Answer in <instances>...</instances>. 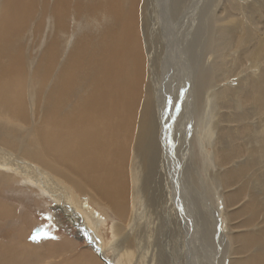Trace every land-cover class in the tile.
<instances>
[{
    "label": "bare ground",
    "instance_id": "bare-ground-1",
    "mask_svg": "<svg viewBox=\"0 0 264 264\" xmlns=\"http://www.w3.org/2000/svg\"><path fill=\"white\" fill-rule=\"evenodd\" d=\"M153 7L159 15H177L174 23L198 42L192 53L196 60L189 99L192 107L200 106L205 96L203 133L197 131V142L200 155H205L204 141L211 140L208 158L198 159L197 152L183 154L182 143L174 147H181L179 160L169 161L168 144L161 136L162 112H154L141 47V33L151 25L150 11L145 12V22L143 9ZM45 87L50 90L48 96H32ZM32 104L41 106L40 114L31 112ZM0 114L32 127L39 122L22 138L17 137V127L14 131L0 123V167L13 171L12 177L23 176L26 184L37 186L66 207L71 196H60L57 185L62 179L94 203L126 216L132 170L136 209L143 211L133 217L152 218L154 223L156 217L165 215L163 228L168 225L169 233L185 240L183 230L186 234L194 226L217 224V217L207 214L203 194L215 187L216 208L229 224L219 264H264V0H0ZM209 157L212 164L206 166ZM213 166L214 172L207 170ZM5 174L0 175V182L13 183L10 174ZM179 176L194 184L183 185ZM195 186L198 192L192 190ZM222 198L223 206L219 205ZM181 207L192 210L190 219ZM11 212L0 210L1 218L7 222ZM104 220L95 217L93 225L99 228ZM88 225L84 222L80 230L98 239L99 258L105 262L102 253L113 264L117 255L127 254L123 259L135 264L133 247L141 243L136 232L122 237V230H116L111 259L102 237ZM175 226L178 230L171 232ZM64 245L49 251L63 252ZM1 248L2 244L0 253ZM13 249L19 247L10 249L9 261L16 263L22 251ZM195 250L202 249L192 246L185 251L186 257L181 255L180 264H204L198 257L201 254L193 255ZM171 251H177L176 247ZM65 252L63 264L77 257ZM164 261L169 264L170 258Z\"/></svg>",
    "mask_w": 264,
    "mask_h": 264
},
{
    "label": "rangeland",
    "instance_id": "rangeland-1",
    "mask_svg": "<svg viewBox=\"0 0 264 264\" xmlns=\"http://www.w3.org/2000/svg\"><path fill=\"white\" fill-rule=\"evenodd\" d=\"M48 1L53 2V0H48ZM181 8H185V7H181ZM146 11H150L151 25L149 28H146L145 26L144 28L145 33H141L142 36L141 47L144 55L143 65L146 67L147 70L146 75H148L149 77L147 78V84L150 87V90H148V92L150 91L149 93H151L155 99L153 105V108L155 109L154 112L155 114L157 113V115L160 114V112H162V117H159V119L161 120V136L163 134L162 141L165 144H168V148H169L168 154L170 159L169 161L174 163L176 157L179 156L178 153L181 150L182 143L185 144V150L183 151V154L188 152L189 154L190 152L191 154L192 152L193 154H195L197 152L198 159H202L203 157L208 158V155H210L212 151V146L208 143L211 142V140L209 141L206 139L204 141V147H206L207 150V153L205 151V155L204 154L200 155L201 147L200 144L197 142L199 139V133H197V131L200 130L203 133V119H205L203 112L206 111L204 107V105H206V100L204 99L205 96H203L200 106L197 103L194 107H192L191 99H189L190 97H192L191 95L193 91L192 85L194 84L193 69L196 60L195 58H192V53L193 51L196 50L195 44L198 42H194L193 40H190V38H188L189 31L187 29L185 30V28H181L179 24L174 23L176 21L177 15H174V17L170 16L169 14L168 17L167 14L159 15V9L157 7H153L148 10L143 9L144 12L143 20L145 18V22H146V15H145ZM251 14H256V12H252V13L250 12V15ZM47 17L48 20L51 22V24H53L54 17L50 11H48ZM173 23L176 24V27ZM46 26H47L46 22H43L44 30L46 29ZM173 26L175 28H173ZM169 28H171V30ZM175 30L176 32H174ZM144 39L147 42L146 41L144 42ZM187 48H189V50ZM188 68H192V70L191 69L187 70ZM158 83H160V85ZM231 85H235V83H231ZM143 86L144 85H140V89L144 91L146 87L144 86L145 88L144 89ZM49 92L50 90L47 89V87H45L44 90L42 89L38 91L36 94L33 93L32 96H36L37 94L38 95L46 94V93H47L46 95L48 96ZM140 98L143 100L142 93L140 95ZM159 99L160 101H158ZM40 108L41 106L37 107L36 104H32L31 112L40 114ZM252 117L253 116L251 115V118ZM25 122H23L22 119L21 122H18L13 120L8 115L0 114V123L2 124L7 123L6 125H9L12 128L14 127L18 128V129L16 128L17 137L21 136L22 138L23 136H25L23 135L24 133H27L31 129H34L35 126L37 127L39 125V122H33L35 126L32 127L30 126L31 124L29 122L28 124L27 123L25 124ZM15 128L13 129L14 131H16ZM168 133H169V137H168ZM213 137H214L213 138V142H214L216 140V136ZM177 144L178 145L181 144V147L178 149L174 148L175 145ZM12 152L13 154H17L14 151H11V154ZM209 158L210 159L207 162L208 164L207 163L205 164L206 166L212 164L210 163L212 157ZM177 160H179L178 157ZM35 167L39 169V167L37 166ZM210 169L214 172L215 167L213 166L211 168H208L207 170ZM33 170L34 172L37 173V170L32 169L31 167V171ZM13 173H14L13 171H9V170L6 171V169L3 168L1 169L0 167V175L2 176V178L4 174L5 176L10 174V178L14 183V184L13 183L2 184L0 182L1 183L0 210L6 209L7 211H9V209H11L13 211L11 212L13 214H11L10 217L8 218L10 220H8L7 222H5V220L2 219L3 216L0 215V244H2L1 249H3V251L0 253V264H63L62 260L64 257L61 258V255L66 253L65 252L66 250L69 251V253L67 254H70L71 256H74L75 253L77 254L76 255L77 257L68 259V264H91V262H93L94 264H105V262L97 255V251L100 249L99 248L100 243L98 239L95 238L94 236L88 237L86 233L80 230L81 229L80 226L84 224V222L87 225L90 223L96 234H98L99 238L102 237V240H104L103 248L106 250V255L111 259L113 258V256H115V252L110 247V245L116 239V235H115L116 230L121 229L123 232L122 237L126 236L129 233H133L134 236L135 232L137 233V236H140L139 241L141 243H138V245L136 244L133 247V249H135V253L132 263L136 261L135 264L137 262L138 264H162V263L168 264L164 261L166 257L170 258L169 264H180L181 255L186 257L185 251H187L188 249L191 250L192 246H196L202 249V250H195L193 255L195 256L196 252L197 255L201 254V256L198 257L199 259L204 261V264H219L221 261L222 258L221 251L224 250V246L226 245V238H227L226 235L228 234L227 227H229V224L226 221L223 211L221 210L218 211L216 208L218 203L215 199L213 200V198H215L213 195L215 187L213 188L211 187L210 190L211 193H210L208 190H204L205 187L200 184L201 186L200 188H202L201 190H204L203 194L206 195L205 204L206 207L208 208L207 214L209 218H211V215L213 217H217L216 218L217 224L216 225L214 224L213 226H206L204 228H196L194 226L193 228L190 229V232L192 230L193 231L191 233L188 232L186 234L183 232L184 231L183 230L182 233L186 235V240H185L176 234L172 235L171 233H169L170 230L166 229V227L168 228V225H166L165 229L163 228L162 222L166 221L165 215L164 216L159 215V217H156L154 223L159 221L157 226L154 225V223L152 222V218H150L147 221L146 218H144L145 219L144 220L138 218V216L133 217V215L136 214L137 212H138L137 215H142L143 211L141 208H139L138 210L136 209V198H135V190L133 183V175H131L132 170L130 174L132 178V183L130 187L131 195H130L129 204L126 206V216L114 212L110 207L94 203L88 195L81 194L79 191L73 190V185H69L68 183H65L66 181L62 179L60 180V178L59 177L57 178L56 176L54 179L61 181L60 183L61 186L57 185V188L61 189V190L58 189V191L61 194L60 196H62L63 198L69 196L72 197V199L71 197L69 198L70 202H66L67 206L65 207L64 203L57 202L53 196L48 195L49 193L45 195L40 191V189L37 186H32L29 183L26 184L22 178L23 176L20 175V176H15V178L12 177L11 174ZM1 176H0V180L2 179ZM14 179L16 180L14 181ZM55 180L52 179L51 180L52 183L55 184L56 182ZM178 180L180 183L184 181L182 183L183 185L194 184V182H186L184 178L181 176H179ZM20 181L22 182V185ZM205 181H210V180L206 179ZM176 188L177 187H175V189ZM175 189L172 190V193H174ZM192 190L194 192H198L199 188L195 186V188ZM222 202H223V198L222 201L219 203V205L223 206L224 203ZM10 206L16 208V210L10 208ZM181 210L186 214L187 218L190 219L192 210L190 208H183V207H181ZM95 217H100V218L102 217V219H105L102 225L99 226V228L93 225ZM135 219H137V221ZM150 229L152 230L149 231ZM23 230L27 232L28 236L26 235V232L24 233L22 232ZM176 230H178L177 226H175L171 232H175ZM191 234L193 236H191ZM213 235H215L217 238ZM21 239L23 241H21ZM53 242H55V244ZM183 243H185L184 246ZM55 245L56 247L58 246L61 247L64 245V248L67 247V249L57 254L55 253V251L50 252L49 249L55 247ZM157 245L159 246L157 247ZM14 247L15 248L19 247V249L18 250L13 249V250L22 251V255L20 257H17L16 263L11 260L9 261V252H11L10 249ZM173 247H176L177 251L169 252V250ZM144 249L146 250V253H144L145 252ZM136 256L138 258L137 260H136ZM123 257L124 258L129 257V255L127 254L124 256L121 255L120 257L117 255L115 259H112L113 264L114 263L128 264V259L124 260Z\"/></svg>",
    "mask_w": 264,
    "mask_h": 264
},
{
    "label": "water",
    "instance_id": "water-1",
    "mask_svg": "<svg viewBox=\"0 0 264 264\" xmlns=\"http://www.w3.org/2000/svg\"><path fill=\"white\" fill-rule=\"evenodd\" d=\"M101 256L104 258L105 262H106L107 264H109V259H107L105 256H103L102 253H101ZM111 264H112V263H111Z\"/></svg>",
    "mask_w": 264,
    "mask_h": 264
}]
</instances>
